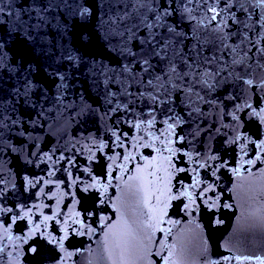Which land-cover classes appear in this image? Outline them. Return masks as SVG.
<instances>
[{
  "label": "water",
  "instance_id": "obj_1",
  "mask_svg": "<svg viewBox=\"0 0 264 264\" xmlns=\"http://www.w3.org/2000/svg\"><path fill=\"white\" fill-rule=\"evenodd\" d=\"M83 3L0 0V35L7 30V43L0 40V63L10 69L7 78L0 73V114L6 117L0 143V246L5 253L15 248L12 264H121L117 251L111 255L105 251L109 227L111 235L119 238L128 225L139 229L149 215L158 218L164 213V243L175 245V264H264V170H257L264 164L258 160L255 166L242 165L257 155L264 159L258 147L264 141V115L254 116L244 107L237 111L246 102L257 112L264 108V103L256 106L254 95L261 86L229 81L226 90L218 87L214 93L223 105L205 106L195 123L185 117L187 123L176 128L185 140L172 147L193 159L177 153L171 163L186 172L175 174L169 168L168 154L158 142L156 148L134 150L135 161L116 159L114 151L121 157L127 151H113L112 131L132 136L133 130L126 123H114L120 114L110 109L118 101L112 97L110 105L107 91L110 88L119 102L127 103L119 82L129 83L131 77L122 67L130 63L125 47L128 34L113 35L117 29L110 17L131 11L132 4L128 0L125 9L115 0H97L99 7L81 18ZM128 23H119V28ZM190 27L184 22L185 31ZM214 38L203 28L197 33L202 41ZM133 50L139 55L138 47ZM252 63L249 71L258 80L264 73ZM24 64L28 68L18 71ZM112 79L117 83H110ZM128 91L138 94L139 88L133 85ZM259 95L264 100V92ZM233 112L235 116L230 115ZM137 113L139 118H149L146 101L123 116L135 121ZM22 120L26 121L23 128ZM160 120L157 115L155 127L163 130ZM69 159L74 161L71 166ZM197 160H208L211 167L200 168ZM153 167L155 179L148 175ZM192 168L199 171L201 184L194 195L200 207L182 210L186 198L169 196L195 182ZM205 183L215 185V193L207 196L216 200L219 194L211 212L198 195ZM216 218L222 222L216 223ZM75 221H83V226ZM162 235L159 228L152 235L151 252L157 254L149 257L148 264H161L160 254L166 251L160 247ZM33 244L37 251L29 253ZM138 255L126 256L123 264H141Z\"/></svg>",
  "mask_w": 264,
  "mask_h": 264
},
{
  "label": "snow or ice",
  "instance_id": "obj_2",
  "mask_svg": "<svg viewBox=\"0 0 264 264\" xmlns=\"http://www.w3.org/2000/svg\"><path fill=\"white\" fill-rule=\"evenodd\" d=\"M130 2L131 11L125 10L123 13L118 11L115 17H110L117 29L113 35L123 36L127 33L129 37L125 41V47L130 63L122 67L123 72L131 77V81L129 83L119 82L121 93L128 98L127 103L119 102L118 94L110 88L107 91L108 103L111 105V98L117 97V104L110 109L111 113L120 114L114 123L117 125L126 123L133 130L132 136H129L127 131L122 132L119 129L112 131L113 151L115 148L127 151V155L123 157L115 151L114 155L116 159H121L125 163L129 160L135 161V152L144 147L156 148L158 142L168 154L169 168L175 174L184 173L187 169L171 163V158L176 157L177 153H182L189 161L193 158L181 148L172 147L174 143H183L185 140L184 135L176 133V128L187 123L186 116L188 120H193L195 123V118L203 116L205 106L223 105L225 102L214 94L218 87H225L226 90L229 81L244 82L246 85L258 83L261 87L254 92L256 106L259 107L261 103H264L259 95L260 92H264V75L257 80L255 72L249 71L253 68L252 62H254L255 68L264 73V0H130ZM115 3L123 4L125 9L128 7V0H115ZM94 7H99L97 0H84V3L80 5L79 16L88 17ZM124 21H130V23L121 30L119 23ZM184 22L191 25L188 31L184 30ZM201 28L210 31L215 37L214 40L206 42L197 39V33ZM6 36L7 30L4 29L0 35V40L4 44L7 43ZM189 40L193 43L187 44ZM134 47H138L139 55L133 50ZM11 63L15 65L17 59L13 58ZM25 68H28L27 64L17 70L23 71ZM9 71L8 67L0 63V73L5 78ZM245 75L251 78L245 80ZM109 82L117 83L115 79ZM133 85L139 88L138 94L128 91ZM145 101L147 102L146 114L149 117L147 120L139 118L138 113V119L135 121L124 119L123 114L134 112L136 104ZM239 107L250 109L254 116L264 115V108L257 112L251 103L246 102L243 106H238L237 111ZM157 115L161 116L159 122L165 126L163 130L155 127ZM230 115L235 116V113H230ZM5 119L6 117L0 114V143L3 141L2 134L6 131ZM16 123L15 120L12 121L13 125ZM25 123L26 121L22 120L20 126L23 128ZM105 146L102 145V147ZM240 147L242 153L247 155L244 152L245 146ZM258 147L264 154V141ZM157 151L160 149L157 148ZM47 158L51 160V156ZM208 159L214 158L209 157ZM258 160L264 164L261 155H257L243 161L242 165L255 166ZM73 162L69 159V166ZM196 163L200 168L211 167L208 160L203 162L197 160ZM136 167L140 166L136 165ZM191 171L196 174L195 182L191 185H184L183 191L178 189L174 196H169V199L186 198L187 202L182 205V210H187L192 205L200 207L196 204L194 195L195 190L201 184L199 171L197 168H192ZM234 171L239 174L238 170ZM245 171H251V168H246ZM156 173L157 169L153 167L148 175L155 179ZM53 174L49 173V175ZM169 175H172V172H169ZM211 175L214 176L215 171ZM176 183L182 185L183 181L177 180ZM210 191L215 193V185L205 183L198 193L201 203L208 212L217 207L219 199V194H216V200H213L212 196H207ZM99 203L103 204V199ZM224 206L231 207V205ZM89 215H94V213H89ZM163 215L166 213L158 218L155 214L149 215L139 229L128 225L119 238L111 235V227H109V233L105 237V251L110 255L112 251H117L121 264L126 256L137 253L141 264H148L149 257L157 254L151 252L150 246L154 243L152 235L159 228L164 234L161 236L160 247L166 250L160 254L161 264H169L175 256V245L164 243L167 234L161 227L165 223ZM48 219H54V217H45V220ZM75 222L83 226V221ZM215 222L221 223L222 221L216 218ZM15 239L20 240L21 237ZM36 251L35 244L28 248L29 253H36ZM14 252L15 248H12L5 253V247L0 246V264H12L15 259ZM172 264H175L174 260Z\"/></svg>",
  "mask_w": 264,
  "mask_h": 264
}]
</instances>
